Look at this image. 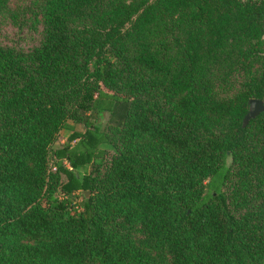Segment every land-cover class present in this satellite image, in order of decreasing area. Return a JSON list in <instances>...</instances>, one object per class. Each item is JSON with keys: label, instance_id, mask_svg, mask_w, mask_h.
<instances>
[{"label": "trees", "instance_id": "16d2710c", "mask_svg": "<svg viewBox=\"0 0 264 264\" xmlns=\"http://www.w3.org/2000/svg\"><path fill=\"white\" fill-rule=\"evenodd\" d=\"M252 98L264 0H0V264H264Z\"/></svg>", "mask_w": 264, "mask_h": 264}, {"label": "water", "instance_id": "95a60500", "mask_svg": "<svg viewBox=\"0 0 264 264\" xmlns=\"http://www.w3.org/2000/svg\"><path fill=\"white\" fill-rule=\"evenodd\" d=\"M248 104V111L245 114L242 122L243 127H245L251 119H254L264 111V102L261 99L252 98L249 100ZM84 193L86 196L89 195V191H85Z\"/></svg>", "mask_w": 264, "mask_h": 264}, {"label": "rangeland", "instance_id": "374dc122", "mask_svg": "<svg viewBox=\"0 0 264 264\" xmlns=\"http://www.w3.org/2000/svg\"><path fill=\"white\" fill-rule=\"evenodd\" d=\"M74 127L76 130H80V131H83L85 129L82 123H74ZM68 133H69L68 130H65V129L61 130V132L59 133L58 139L54 144L55 148L58 146H61L64 142H66ZM62 179L64 180L65 177L62 176Z\"/></svg>", "mask_w": 264, "mask_h": 264}]
</instances>
